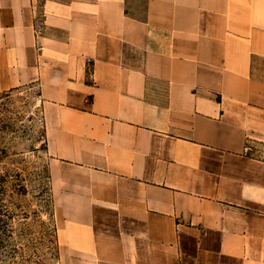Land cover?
I'll use <instances>...</instances> for the list:
<instances>
[{"label": "crops", "instance_id": "obj_1", "mask_svg": "<svg viewBox=\"0 0 264 264\" xmlns=\"http://www.w3.org/2000/svg\"><path fill=\"white\" fill-rule=\"evenodd\" d=\"M24 86L58 264H264V0H0Z\"/></svg>", "mask_w": 264, "mask_h": 264}, {"label": "rangeland", "instance_id": "obj_2", "mask_svg": "<svg viewBox=\"0 0 264 264\" xmlns=\"http://www.w3.org/2000/svg\"><path fill=\"white\" fill-rule=\"evenodd\" d=\"M36 86L0 93V217L9 216L16 264H58L56 216Z\"/></svg>", "mask_w": 264, "mask_h": 264}, {"label": "trees", "instance_id": "obj_3", "mask_svg": "<svg viewBox=\"0 0 264 264\" xmlns=\"http://www.w3.org/2000/svg\"><path fill=\"white\" fill-rule=\"evenodd\" d=\"M0 203V210H1ZM9 216L5 219L0 217V264H16V248L11 242L13 239V228L9 225Z\"/></svg>", "mask_w": 264, "mask_h": 264}, {"label": "built area", "instance_id": "obj_4", "mask_svg": "<svg viewBox=\"0 0 264 264\" xmlns=\"http://www.w3.org/2000/svg\"><path fill=\"white\" fill-rule=\"evenodd\" d=\"M246 150H247V151H249V150H250V148H249V147H247V148H246Z\"/></svg>", "mask_w": 264, "mask_h": 264}, {"label": "bare ground", "instance_id": "obj_5", "mask_svg": "<svg viewBox=\"0 0 264 264\" xmlns=\"http://www.w3.org/2000/svg\"><path fill=\"white\" fill-rule=\"evenodd\" d=\"M251 148H252V147H251ZM246 151H247V150H246ZM255 153H256V152H255ZM255 153H254V154H255ZM252 155H253V154H252ZM257 155H258V154H257ZM257 157H258V156H257Z\"/></svg>", "mask_w": 264, "mask_h": 264}]
</instances>
